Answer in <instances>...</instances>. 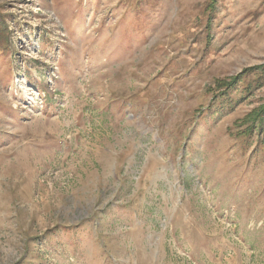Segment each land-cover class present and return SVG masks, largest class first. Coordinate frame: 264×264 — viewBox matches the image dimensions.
Returning a JSON list of instances; mask_svg holds the SVG:
<instances>
[{"label": "rangeland", "instance_id": "rangeland-1", "mask_svg": "<svg viewBox=\"0 0 264 264\" xmlns=\"http://www.w3.org/2000/svg\"><path fill=\"white\" fill-rule=\"evenodd\" d=\"M0 264H264V0H0Z\"/></svg>", "mask_w": 264, "mask_h": 264}]
</instances>
